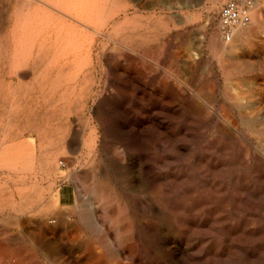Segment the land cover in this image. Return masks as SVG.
Masks as SVG:
<instances>
[{
	"label": "bare ground",
	"instance_id": "bare-ground-1",
	"mask_svg": "<svg viewBox=\"0 0 264 264\" xmlns=\"http://www.w3.org/2000/svg\"><path fill=\"white\" fill-rule=\"evenodd\" d=\"M209 2L208 10L218 9L217 0ZM152 3L5 0L8 28L7 40L0 42V110L17 105L26 110L27 118L36 115L24 123L30 139L20 145L23 171L11 179L13 194L33 201L23 207L13 202V214L21 217L40 207L44 195L36 185L42 157L59 148L70 150L71 145L61 147V143L66 142L76 116L81 122L74 134L82 136L80 158L88 168L79 170L74 179L93 176L87 186L77 189L74 204L81 264H264V65L259 75H250L251 63L244 57L255 54L264 63V40L244 37L250 25V36L261 29L260 5L251 23L239 29L232 41L221 38L219 26L211 36L210 51L224 80L221 86L211 66L210 105L199 103L198 86L190 90L186 80L175 86L162 80L156 91L158 103L143 108L131 101L144 73L133 67L131 55H125L129 64L123 70L118 52L105 53L104 41L120 34L121 16L127 20L132 12L137 19L139 10ZM134 32L121 36L132 47L137 46ZM97 68L105 77L99 88L93 81ZM217 94L224 99L220 105L215 103ZM211 126L210 138L202 142L203 129ZM62 160L69 165L73 158ZM27 185L35 190L23 191ZM50 197L45 198V207L51 200L56 205L61 201ZM92 205L103 207V215H96ZM53 214L44 225L67 217L65 210ZM13 261L0 257V264Z\"/></svg>",
	"mask_w": 264,
	"mask_h": 264
},
{
	"label": "rangeland",
	"instance_id": "rangeland-1",
	"mask_svg": "<svg viewBox=\"0 0 264 264\" xmlns=\"http://www.w3.org/2000/svg\"><path fill=\"white\" fill-rule=\"evenodd\" d=\"M0 1H1L0 2V27H1L0 28V42L2 44H4V42L7 40L6 36H7L8 25L6 24V22H7L6 21V10H5L6 4H4L5 0H0ZM156 1H157V3H156ZM202 2L204 3L203 6H202V4H203ZM222 2H223V0H217L216 7L218 9H219ZM258 5H260V8H259L260 10L257 8ZM151 6L152 7H150L149 9H143L145 12L142 9L139 10L137 17H136L137 19L133 18L134 15L132 14V12H130V15H129L127 20H124L123 19L124 17L121 16L119 19L121 21V23L123 22V24L120 27V34L121 35L120 34L118 36L113 35V37L111 36L110 39H106L104 41V43H107V44H105L106 45L105 46V53H107V54L110 53V52H108V50L111 51V53H113V54L118 52L117 53L118 56L116 58H117V61L119 62L120 67H122L123 70L126 71L127 66L129 64V62H127V60H126L125 55H131L133 57V62H131L133 67L138 68L141 71V73H144L143 76H141L139 79H137L138 84L137 85L134 84L135 85L134 86L135 89H133V97L134 98L131 101V103H132L131 105L132 106L139 105V107L148 108L149 106L151 107V105L158 103L156 91L159 88V82L162 80H165L167 83H169L170 86H175L176 85L175 83L178 80L183 82V83L186 80L185 84H186V86H188V88L191 85L193 86V87L191 86L190 90H193L194 88H197V86H198L201 90V93H200L201 98L199 99V103H201L203 106L210 105L211 96L208 93V89H207L208 83L207 82H208V79L212 78L211 74H210L211 66H213L214 71L216 73L217 78L219 79L221 86H222L221 83H223V80H224V78L221 74L222 73L221 69H219L220 65H219L218 61L216 59H214V57L210 51V46H209L211 36L216 35L218 32V24H217V20H216V14H217L218 9L217 10L216 9L208 10V9H210L209 0H193V1L192 0H155V1L153 0V3ZM257 7L253 10L252 16H253V13L257 14V12H258L257 9H258L259 15L261 14L260 15L261 21H262L261 29L258 32H256V34L254 36H250V34H249V28H251V25H250L249 27L244 29V37L248 38V39H252V40H264V0H258ZM3 8H4V10H3ZM1 16H2V18H1ZM5 25H7V26L5 27ZM130 31L131 32L135 31L134 32L135 40L133 41L137 45L135 47L130 46V43L124 42L122 37H121L123 34H126L125 32L131 33ZM146 32H147V34H146ZM143 33L146 35H144ZM148 33H150V34H148ZM148 38H150V39H148ZM143 39H144V41H143ZM113 41H115V42H113ZM132 49H134V50H132ZM94 52H96V51H94ZM177 53H179V54H177ZM244 57L247 60H249V63H251L250 67H251L252 71L249 73L250 75H259L263 71L262 66L264 65V63L261 62V60H259L255 54H249L248 55V53H246V55H244ZM183 59H184V62H183ZM187 59H188V63H187ZM174 60H175V63H174ZM175 66H177V67H175ZM189 66H191L192 69L188 68ZM193 68H194V70H193ZM98 70H99V68H97V70H95V72L93 73V77L95 78V80L93 78V81L95 82L96 88L101 87L103 84V81L105 80V77H103V76L101 77V75H100L101 72H100V70L99 71ZM122 75L127 80L126 74L123 73ZM218 76L219 77L221 76L220 77L221 79ZM98 79H99V81H98ZM110 89L112 91H114V88L112 86ZM141 94H143V95H141ZM143 97L145 99L144 100L145 102L144 101L140 102L141 98H143ZM202 98H203V100H202ZM215 99H216L215 103L218 105H220L224 102V99L222 98V96L220 94H217V96L215 95ZM149 100L150 101L154 100V101L150 102ZM133 101L135 103H133ZM132 110L136 111L135 109H132ZM25 112H26V110L24 111L21 108V106H17V105L13 108L7 107L5 110H0V121H1L0 129H2V130H0V135L2 134V136H0V139L2 138L0 143H3L0 146V155H1L0 156V158H1L0 159V168H2V169H0V188H1L0 189V201H1L0 202V210H2V211H0L1 212L0 213V230H1L0 231V251H1L0 257H2V258L4 257L5 261H12V260L15 261L16 260V262L13 261L14 264H41V263L42 264H47V263L48 264H81L79 262V255H82L81 252L83 253V248L80 245L81 240L77 241L75 239L76 238L75 221L78 219V214H76L77 212H76V208H75L74 204H75V200H76L77 189L82 190V187L87 186L88 183L93 178V176L91 174V176L89 177V180H87L83 177H78V178L74 179L75 175L79 172V170H85L88 168V165L84 163L85 160H81V158H80V156L83 154L82 136L76 137L74 134V130L76 128H78L77 124L80 123L81 120L78 119L76 116L72 117L73 120L71 119V122L73 124V128L70 130L69 135L67 136L66 142L61 143V147L63 145H71L70 150L68 148L64 151L62 148H59L58 150H56L54 152L55 154L42 157L43 166L40 170L41 174L39 176V180H38L39 182L36 185V188L40 189V191L44 195V198H43L42 202L40 203L41 205L43 204L44 207L40 205V207L34 209L33 212L24 214L25 216L21 215V217L20 216L17 217V216H15V214H13L14 212L12 211L11 205H13V202H16L19 206L23 207V205H25L26 202H32L33 201L32 199L29 201H25L22 199L21 195L13 194L14 193L13 192L14 187L11 183V179L14 178L16 175L21 174L23 171L22 161H23L24 156L21 152V146H22V143L24 141H28L30 139L29 133H27V131L24 130V123H25V121L26 122L28 121V123L33 121L34 116H36V115H34L35 113L33 112L32 113L33 115L30 113L31 115L29 114V116H28L29 118H27L25 115ZM20 114H22V115H20ZM4 116H6V117H4ZM64 119L65 118H62L61 124L64 122ZM3 121H5V122H3ZM56 123H57V121H56ZM87 131L88 130H86V132ZM203 131H204V133H203L202 142H205L206 140H208L210 138L211 132L213 131V127L212 126L208 127V129L205 128V129H203ZM11 133L12 134L14 133V134L11 135ZM73 144H76L75 145L76 147ZM10 146H11V148H9ZM8 148H9V150H7ZM73 148H75V150ZM10 151H12V152H10ZM80 151H82V152H80ZM62 152H65V153H62ZM18 156H19V158H18ZM106 156L107 155L104 153L103 157L105 158ZM65 157L73 158V161L71 160L72 163L67 165L65 162H63L62 158H65ZM11 158H12V160H11ZM48 160H49L51 165H48ZM1 161H4L5 163L1 162ZM17 162H20V163H17ZM44 163H46V165ZM80 163L81 164L84 163V166L83 167L80 166ZM96 163H97V161L94 160L92 166H96ZM3 165H4V167H3ZM51 167H52V169H51ZM18 168H19V170H18ZM45 168H46V170H45ZM5 169L8 171H6ZM71 170H73V172ZM6 172H7V174H6ZM15 172H17V173H15ZM47 174H49V176ZM46 175L48 177H46ZM67 178H68V180H67ZM3 183L5 185H3ZM23 188H24L23 191L28 192V193H31L35 190V187L33 189V187H30V185H27ZM49 194H51V195H49ZM130 194H131V192H129V191L126 192L127 196H131ZM62 195L64 198H62ZM48 197L52 198L53 200H54L53 197L61 198V201H58L59 203H57V205H56L55 202H53L51 200L49 206L45 207V203H46L45 198H48ZM18 198H19V200H18ZM52 202H53V205L51 204ZM113 203L115 205L114 207L117 210V207H116L117 205L115 204V202H113ZM7 204H8V207H7ZM108 208H109V206L106 205V209H108ZM91 209L96 213V215H98V216L103 215V212H104L103 207H97V205H92ZM39 210H41V211H39ZM59 210H65V214L67 213L66 219L62 220L61 218H56V221L58 220L57 222L55 221V223H53V224L47 223V225H44L45 221L55 217L53 214V211H59ZM35 214H36V216H35ZM70 214L73 216H71ZM11 215H14L13 217L15 219ZM28 215H29V217H28ZM32 215L34 216V218ZM68 216H70V217H68ZM14 221H16V222H14ZM10 223H11V225H10ZM57 224L60 226H58ZM1 228H3V229H1ZM28 228H29V230H28ZM34 234H35V236H34ZM1 241L2 242L4 241V242L1 243ZM27 241H29V242H27ZM73 243H74V246H73ZM69 245H71V246H69ZM31 247H34V248H31ZM32 252H33V254H32ZM31 255H33V257ZM18 256H19V258H18ZM44 257H45V259H44ZM49 257H52V260H50ZM20 258H21V260H20ZM40 260H41V262H40ZM22 261H24L26 263H24ZM35 261H36V263H35ZM4 264H8V263H4Z\"/></svg>",
	"mask_w": 264,
	"mask_h": 264
},
{
	"label": "built area",
	"instance_id": "built-area-1",
	"mask_svg": "<svg viewBox=\"0 0 264 264\" xmlns=\"http://www.w3.org/2000/svg\"><path fill=\"white\" fill-rule=\"evenodd\" d=\"M258 0H223L216 20L221 38L230 42L239 29L247 27L252 21V11L257 7Z\"/></svg>",
	"mask_w": 264,
	"mask_h": 264
},
{
	"label": "crops",
	"instance_id": "crops-1",
	"mask_svg": "<svg viewBox=\"0 0 264 264\" xmlns=\"http://www.w3.org/2000/svg\"><path fill=\"white\" fill-rule=\"evenodd\" d=\"M61 194H62V193H61ZM62 198H64L63 195H62Z\"/></svg>",
	"mask_w": 264,
	"mask_h": 264
}]
</instances>
